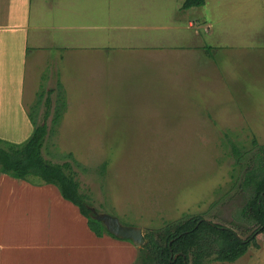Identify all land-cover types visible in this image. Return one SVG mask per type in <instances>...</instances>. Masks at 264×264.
I'll list each match as a JSON object with an SVG mask.
<instances>
[{"label":"crops","instance_id":"0c3cea01","mask_svg":"<svg viewBox=\"0 0 264 264\" xmlns=\"http://www.w3.org/2000/svg\"><path fill=\"white\" fill-rule=\"evenodd\" d=\"M105 1L120 15L96 24L85 12L99 0H0L1 138L21 141L29 133V107L43 86L45 94L62 88L64 127H71L70 118L112 117L118 108L126 116L158 118L135 111L162 102V80L180 73L181 54L208 63L201 32H209L213 5L229 29L222 46L243 41V16L231 13L227 0L188 9L183 0ZM112 30H120L117 40ZM199 52L203 60L195 58ZM135 254L132 242L96 236L53 184L0 172V264H133Z\"/></svg>","mask_w":264,"mask_h":264},{"label":"rangeland","instance_id":"374dc122","mask_svg":"<svg viewBox=\"0 0 264 264\" xmlns=\"http://www.w3.org/2000/svg\"><path fill=\"white\" fill-rule=\"evenodd\" d=\"M99 1L91 13L85 12L92 14L96 24L119 17L114 8L104 6L105 0ZM227 1L231 13L243 16L244 34L239 35L243 41L238 47H223L229 29L213 5L209 32H201L208 63L191 62V53L181 54L180 73L162 80V102L135 111L150 112L158 118L126 116L118 108L112 117H73L67 120L71 127H64L61 120L52 123L62 88L50 94L43 156L52 162H70L79 192L86 196L87 207L95 214L116 216L121 224L140 227L143 232L184 214H199L230 227L241 238L257 228L241 214L247 195L240 182L248 157L257 148L252 139L264 144V0ZM119 32L112 30V40H117ZM254 41L255 46L249 44ZM196 57L203 60L202 54ZM45 90L43 86L40 92ZM45 95L38 107L34 109L36 101L29 107V115L36 116L37 122L47 108ZM87 123L95 127H86ZM31 131L32 126L23 140ZM232 143L241 150H252L241 160V166L232 153ZM255 242L256 246L251 244L234 262L206 264H264V233Z\"/></svg>","mask_w":264,"mask_h":264},{"label":"trees","instance_id":"16d2710c","mask_svg":"<svg viewBox=\"0 0 264 264\" xmlns=\"http://www.w3.org/2000/svg\"><path fill=\"white\" fill-rule=\"evenodd\" d=\"M205 0H183L181 8L188 9L204 5ZM38 93L36 105L43 98ZM60 94V93H59ZM58 94V95H59ZM62 92L54 108L52 123L58 124L65 108ZM46 110L41 122L29 115L32 131L21 142L10 141L0 137V172L14 178L24 179L34 185L53 184L61 196L76 205L87 219V225L96 236L108 234L116 239L121 238L107 230L102 221L94 217L95 212L88 208L86 196L79 192V183L71 169L70 162H52L43 156L42 148L48 134L46 122L50 109V91L44 100ZM256 151L241 150L232 143L231 149L236 163L248 157L245 176L240 182L247 195V201L241 208V214L253 221L257 228L245 238H241L232 228L212 223L199 214H184L181 218L168 221L162 226L146 229L143 232L145 241L136 246V260L143 264H206V262H234L247 252L260 233H264V144L252 139ZM69 155H71L69 153ZM134 261L133 264H135Z\"/></svg>","mask_w":264,"mask_h":264},{"label":"water","instance_id":"95a60500","mask_svg":"<svg viewBox=\"0 0 264 264\" xmlns=\"http://www.w3.org/2000/svg\"><path fill=\"white\" fill-rule=\"evenodd\" d=\"M94 217L102 221L108 231L118 237L131 239L136 246L142 245L145 241L143 230L140 227L123 225L116 216L107 213L95 214Z\"/></svg>","mask_w":264,"mask_h":264}]
</instances>
